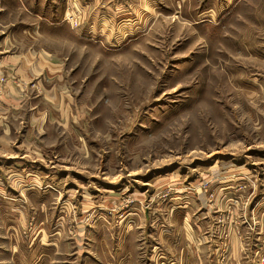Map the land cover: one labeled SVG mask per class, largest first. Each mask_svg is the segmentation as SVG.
<instances>
[{"label": "rangeland", "instance_id": "obj_1", "mask_svg": "<svg viewBox=\"0 0 264 264\" xmlns=\"http://www.w3.org/2000/svg\"><path fill=\"white\" fill-rule=\"evenodd\" d=\"M56 1L47 17L48 0H0V90L60 60L87 136L58 151L82 174L54 207L65 220L25 240L37 249L18 264H264L251 208L264 201V0L221 16L164 0L165 13L119 20L107 7L128 0Z\"/></svg>", "mask_w": 264, "mask_h": 264}, {"label": "crops", "instance_id": "obj_2", "mask_svg": "<svg viewBox=\"0 0 264 264\" xmlns=\"http://www.w3.org/2000/svg\"><path fill=\"white\" fill-rule=\"evenodd\" d=\"M211 1L214 3V0H206L207 4L197 13L212 12L220 14L219 16L223 13H231V1L223 0L216 8H210ZM54 2L57 1L48 0L47 17L57 15L53 13ZM118 2L115 3V7L114 3L107 7L108 15L115 20L131 19L129 17H133V13H165L166 10L164 0H128L129 5ZM98 7L100 8L99 5ZM99 10L94 11L93 17L98 16L95 13H99ZM38 30L39 26L32 27L31 32L35 33ZM3 60L4 65L15 64L8 57L6 59L4 57ZM14 60L17 65L18 57ZM63 66L64 63L60 60L46 58L33 66L36 67V72L33 70L32 74L24 76L15 73L14 78L24 85L8 83L0 90L1 101L5 103L0 106V128L3 130L0 145L7 148L4 154L0 155V264H14V262L18 264L24 261L29 253H33L37 248L29 251L25 246V240L39 242L44 239L46 228L52 224H61L65 217L56 218V214L59 213L54 209L59 196L63 195V192H72V187H77L75 191L82 187L70 178H75L71 176L72 173L81 177V172H68L64 169L65 165L61 163L70 156L58 152L67 146L70 135L78 141L79 147L86 145L87 142V136L82 132L81 126L78 125L79 128H76L72 123L73 96L68 93L64 85L66 77ZM30 82L31 85L28 84ZM53 118L57 121L54 122ZM65 131L66 135H64ZM19 138H22L20 147L13 148ZM48 147L53 153H49ZM54 148L59 154H55ZM78 155L82 157L81 154ZM45 179L49 182L44 184ZM58 180L60 181L57 182ZM251 208L254 213L257 212V227L259 223L262 224L258 229L260 233L264 227L263 198L252 203ZM32 225V232H37L39 238H34L37 236L34 233L32 238L24 236ZM230 235L235 241V237L239 235L237 228L231 229ZM260 252L263 253L262 250ZM39 256L44 255L41 253Z\"/></svg>", "mask_w": 264, "mask_h": 264}, {"label": "built area", "instance_id": "obj_3", "mask_svg": "<svg viewBox=\"0 0 264 264\" xmlns=\"http://www.w3.org/2000/svg\"><path fill=\"white\" fill-rule=\"evenodd\" d=\"M31 230H32V229L29 228L27 232H31ZM27 232H25V235H27Z\"/></svg>", "mask_w": 264, "mask_h": 264}]
</instances>
